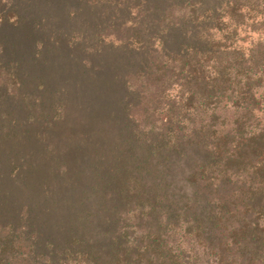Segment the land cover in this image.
<instances>
[{
  "label": "trees",
  "instance_id": "16d2710c",
  "mask_svg": "<svg viewBox=\"0 0 264 264\" xmlns=\"http://www.w3.org/2000/svg\"><path fill=\"white\" fill-rule=\"evenodd\" d=\"M7 2V17H35L32 0ZM142 8L114 28L122 48H151L120 177L64 214L57 193L52 229L0 198V264H264V0Z\"/></svg>",
  "mask_w": 264,
  "mask_h": 264
},
{
  "label": "rangeland",
  "instance_id": "374dc122",
  "mask_svg": "<svg viewBox=\"0 0 264 264\" xmlns=\"http://www.w3.org/2000/svg\"><path fill=\"white\" fill-rule=\"evenodd\" d=\"M7 1L0 0V178L6 184L0 198L8 203L2 211L26 209L37 226L52 229L57 193L64 214L78 189L86 195L109 176L120 177L114 163L124 156L115 160L130 148L134 119L143 114L135 73L151 48H122L114 28L137 14L134 6L151 17L147 9L166 0H120L122 8L32 0L35 17L27 19L7 17Z\"/></svg>",
  "mask_w": 264,
  "mask_h": 264
}]
</instances>
